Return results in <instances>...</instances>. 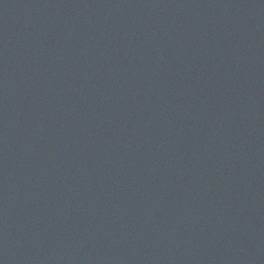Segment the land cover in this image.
I'll return each instance as SVG.
<instances>
[{
  "label": "water",
  "instance_id": "water-1",
  "mask_svg": "<svg viewBox=\"0 0 264 264\" xmlns=\"http://www.w3.org/2000/svg\"><path fill=\"white\" fill-rule=\"evenodd\" d=\"M0 264H264V0H0Z\"/></svg>",
  "mask_w": 264,
  "mask_h": 264
}]
</instances>
